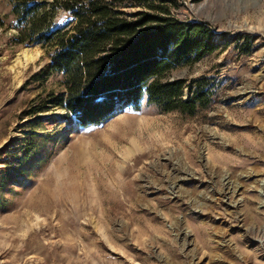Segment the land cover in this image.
Masks as SVG:
<instances>
[{"label":"rangeland","instance_id":"rangeland-1","mask_svg":"<svg viewBox=\"0 0 264 264\" xmlns=\"http://www.w3.org/2000/svg\"><path fill=\"white\" fill-rule=\"evenodd\" d=\"M167 5L230 35L167 74L212 75L206 107L159 111L142 99L94 126L51 107L28 125L34 116L21 112L35 94L60 89V75L30 78L47 51L13 42L10 3L0 0V167L27 130L38 133L20 175L0 185V264H264V0ZM233 34L251 36L249 53Z\"/></svg>","mask_w":264,"mask_h":264},{"label":"trees","instance_id":"trees-1","mask_svg":"<svg viewBox=\"0 0 264 264\" xmlns=\"http://www.w3.org/2000/svg\"><path fill=\"white\" fill-rule=\"evenodd\" d=\"M14 43L40 44L48 62L30 78L44 81L60 75L58 90L37 93L20 117L51 107L65 108L77 126L98 125L123 109L137 111L142 99L159 111L177 109L194 114L206 107L217 82L212 75L168 77L172 68L192 64L229 44L227 31H216L201 19L175 17L173 0H8ZM129 3L137 8L127 10ZM66 11L58 20V12ZM5 16H0V26ZM242 52L252 38L232 35ZM26 124L44 120L39 116ZM49 117H47L48 119ZM28 141L6 150L0 185L20 175L17 168L34 152L37 130ZM34 143V144H33Z\"/></svg>","mask_w":264,"mask_h":264},{"label":"bare ground","instance_id":"bare-ground-1","mask_svg":"<svg viewBox=\"0 0 264 264\" xmlns=\"http://www.w3.org/2000/svg\"><path fill=\"white\" fill-rule=\"evenodd\" d=\"M32 55H33V53H30V54H29V53H25V54H24L25 60H26V61H27V60H30V58H32ZM33 56H34V55H33ZM131 144H132V145H135L136 142L132 141ZM129 149H131V147H129ZM229 189H230V188H229Z\"/></svg>","mask_w":264,"mask_h":264},{"label":"water","instance_id":"water-1","mask_svg":"<svg viewBox=\"0 0 264 264\" xmlns=\"http://www.w3.org/2000/svg\"><path fill=\"white\" fill-rule=\"evenodd\" d=\"M37 116H40V114H37Z\"/></svg>","mask_w":264,"mask_h":264}]
</instances>
